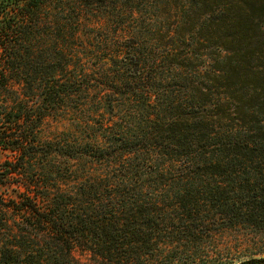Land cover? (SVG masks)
<instances>
[{
	"label": "trees",
	"instance_id": "trees-1",
	"mask_svg": "<svg viewBox=\"0 0 264 264\" xmlns=\"http://www.w3.org/2000/svg\"><path fill=\"white\" fill-rule=\"evenodd\" d=\"M73 37L74 76L64 79ZM73 91L74 148L43 141L38 121ZM0 93V148L13 157L0 188L19 179L29 218L46 217L31 195L42 189L40 149L105 171L97 181L74 171L70 250L110 264H149L167 251L197 264L213 232L264 234V0H1ZM123 103L134 107L113 114ZM57 216L42 221L53 236ZM5 253L0 264H10Z\"/></svg>",
	"mask_w": 264,
	"mask_h": 264
},
{
	"label": "rangeland",
	"instance_id": "rangeland-1",
	"mask_svg": "<svg viewBox=\"0 0 264 264\" xmlns=\"http://www.w3.org/2000/svg\"><path fill=\"white\" fill-rule=\"evenodd\" d=\"M65 9L70 11L68 20L72 26L68 27V33L70 36H74V1H71ZM91 20L93 18L89 17L88 21H84V24H90ZM85 31L86 28H81V38ZM111 33L110 37L115 36L116 30L111 29ZM59 34V30H56L55 35L59 37ZM75 45L73 37L69 40L68 47L66 46L67 52L64 53L62 66L70 64V68L67 70L68 73L65 72L63 75L64 79L69 73V77L74 76ZM56 59L55 61L59 65L57 68L60 69L61 59L58 56ZM210 64L211 62L205 59L200 67L202 72H207ZM80 69L81 67L77 66V70ZM96 83L98 82L93 84ZM2 95L3 93H0V98ZM117 98L120 97L117 96ZM114 105L118 106V104ZM133 105L123 103L121 107L115 108V112L130 110L134 107ZM77 114L78 112L74 110L73 91L62 107L44 115L41 121H38L42 140L46 142L57 141L62 146L69 144L74 148V131L78 122ZM107 115L109 116V110ZM0 116L1 118H8L1 109ZM46 150H48L47 147L45 150L40 149L41 162L37 163L38 167L34 166L33 168V173L34 170L35 172L37 170L35 174H39L40 176L37 175V177H41L43 180L42 189L40 191L35 189L36 194H31L42 202L39 203V206L46 213V217L37 216L36 219H32L26 212L19 210L18 205L23 202L22 196L26 189L19 187V179L16 177H9L0 188L2 199V203H0V256L6 252L5 254L10 258V264H110L109 260H106L102 255H94L79 247L75 250L68 248L70 242H74V191L76 190L74 171L78 170L82 177L92 172L95 175L93 180L96 181L98 176L101 178L104 176L105 171H102V166L100 167L89 159L74 160V158L46 152ZM12 158L10 151L0 148V173L3 171V164L11 161ZM44 202L46 205L43 204ZM54 210L58 214L59 224L62 225L58 236H53L52 233H47L42 228L44 226L42 221L53 217ZM60 212L64 214L63 217H60ZM47 225H51V223ZM210 238L211 241L207 242L208 250L204 262L198 261L197 264H219L222 257L226 262L264 257V234L256 231L244 228L225 229L213 232ZM220 251L223 252L221 255H219ZM149 264H188V260L187 256L169 254L166 251Z\"/></svg>",
	"mask_w": 264,
	"mask_h": 264
}]
</instances>
